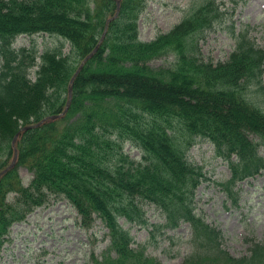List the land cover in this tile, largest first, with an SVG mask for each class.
<instances>
[{"label":"trees","instance_id":"16d2710c","mask_svg":"<svg viewBox=\"0 0 264 264\" xmlns=\"http://www.w3.org/2000/svg\"><path fill=\"white\" fill-rule=\"evenodd\" d=\"M146 2L119 0L117 11V0H0V171L14 135L39 122L20 131L16 161L0 175V252L13 223L63 198L81 227L99 219L106 228L90 264H161L146 243L134 246L121 219L150 226L152 237L188 223L191 250L180 264H264L262 241L248 239L240 256L222 248L221 231L196 211L207 176L190 159L197 142L212 144L230 173L217 184L235 206L237 183L264 169V47L251 26L236 30L230 19L234 48L224 60L205 58L200 39L226 21L217 0L190 4L168 31L141 40ZM40 32L61 42L40 54L13 47L17 36ZM161 56L171 63L152 67ZM70 87L67 110L43 120L64 110ZM20 166L32 173L28 185ZM146 206L161 220L150 223Z\"/></svg>","mask_w":264,"mask_h":264},{"label":"rangeland","instance_id":"374dc122","mask_svg":"<svg viewBox=\"0 0 264 264\" xmlns=\"http://www.w3.org/2000/svg\"><path fill=\"white\" fill-rule=\"evenodd\" d=\"M198 1L147 0L138 19L139 38L149 41L168 31L186 15L189 5ZM217 1L227 12L226 21L224 25H216L205 32L200 39L199 46L205 58L214 62L224 60L234 48L230 19L236 30L243 25L251 26L252 36L264 47V0ZM60 42V37L40 32L17 36L13 47L33 48L40 54ZM62 50L68 52L67 42ZM171 61V56H161L151 60L150 65L156 68ZM30 76L35 77L33 71ZM125 150L131 157L140 156V152L130 144L125 145ZM190 159L202 164L207 176V180L196 189V211L221 231L222 248L240 256L248 251V239L264 242V169L259 175L237 183L238 201L235 206L217 184L229 178L230 173L226 163L214 156L212 144L197 142L190 150ZM18 171L23 184L28 185L32 173L23 166ZM145 208L150 223L161 220L160 214L152 207ZM120 223L130 228L134 246L146 243V254L161 264H180L191 250L188 223H182L176 229H167L164 234H156L155 237L150 235V226H129L123 219ZM105 232L99 219L89 229L81 227L76 210L66 199L51 198L28 214L24 221L11 227L1 251L0 264H90L91 252L98 253L106 246L107 240L102 239Z\"/></svg>","mask_w":264,"mask_h":264},{"label":"water","instance_id":"95a60500","mask_svg":"<svg viewBox=\"0 0 264 264\" xmlns=\"http://www.w3.org/2000/svg\"><path fill=\"white\" fill-rule=\"evenodd\" d=\"M77 72H78V70L75 72L74 76L77 74ZM74 76L72 77L71 82L73 81ZM70 97H71V87H70V90H69V100H70ZM69 100H68V102H67V104H66V106H65L64 111H65V110L67 109V107H68ZM56 116H57V115H51L50 117H51V118H55ZM45 119H47V118H45ZM38 124H39V123L26 125V126L22 127L21 130H22V129H28V128H31V127H33V126H35V125H38ZM21 130H20V131H21ZM20 131H18V132L14 135V138H13V140H12V146H13V148H15V142H16V139H17L18 134H19ZM14 150H15V149H14ZM15 160H16V151H14L13 159H12V161H11V163H10V165H9L8 167H11V166L15 163ZM3 171H4V170H3ZM3 171H2V172H3ZM2 172H0V175H1Z\"/></svg>","mask_w":264,"mask_h":264}]
</instances>
